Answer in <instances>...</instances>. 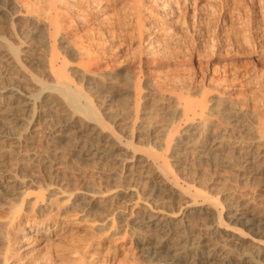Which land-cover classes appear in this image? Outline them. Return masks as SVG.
Masks as SVG:
<instances>
[{
    "label": "bare ground",
    "instance_id": "obj_1",
    "mask_svg": "<svg viewBox=\"0 0 264 264\" xmlns=\"http://www.w3.org/2000/svg\"><path fill=\"white\" fill-rule=\"evenodd\" d=\"M214 1L146 0L135 5L131 15L136 22L139 47L136 58L140 70H143L144 63L158 59L161 54L179 48L186 41L189 29L185 23L194 22L195 18L190 15L183 19L179 13L181 5L191 9L201 2L199 10H202L203 18L211 12L209 5ZM107 6L104 0H0L1 16H8L11 33L18 35L17 42H13L0 34V60L3 59L18 74L12 78L0 73V138L21 140L27 129L31 136H38L35 125L46 123L54 142L65 140L71 145L76 140L73 148L80 157H107L116 163L121 162V170L111 176L117 183L110 190L114 197L135 199V204L141 199L140 169L150 173L149 177L157 180L148 186L147 197L161 199L164 206L176 202L179 210L165 211L161 205L144 214L133 211L132 207L128 215H121V221L134 228H147L149 232L139 236V246L143 253L152 255V264H182L188 256L193 257L189 264H264V210L260 204L250 200L230 204L229 211L224 213V201L207 195L194 184L183 182L174 170V166L179 169L184 166V152L200 147L201 160L216 168L227 163L241 174H257L264 183V70L256 82L258 104L246 103L226 94L220 83L212 89L195 86L200 98L194 100L190 98L191 85L176 83L166 95L172 117L180 118L182 122L171 127L147 123L141 114L142 103L154 99L153 94L163 93L161 88L155 85L151 91H144L137 80L139 76L133 70L122 74L127 80L126 86H119L112 73L100 74L92 69L93 47L78 45L68 39L65 19L79 21L94 14H103ZM220 19H225V16ZM102 22H107L106 18H102ZM246 25L253 27L251 22H246ZM24 33L33 34L32 39L44 47L41 49L44 52L34 57L43 65L42 76L27 65V62H33L28 60L33 55L23 50L22 45L28 42ZM61 48H67L80 59L81 65L70 66L61 56ZM70 71L99 96L107 90L122 99L128 98L131 103L129 120L120 129L132 138L140 132L147 133L161 145L160 149L150 150L133 144L130 154L123 156L118 152L123 147L120 134L105 120L94 98L75 83ZM31 84L35 85L34 90L27 89L26 86ZM118 115L122 116L121 113ZM238 123L242 124L245 137L233 140L230 131ZM22 125H25L24 129H20ZM207 136L209 139L204 142ZM225 149H229L231 154H223ZM172 158L175 159L172 161ZM0 164L9 178L8 182L19 185L26 182L9 162L0 160ZM5 187L0 184V190ZM53 195L50 193L48 197L51 208ZM68 196L80 199L84 208L94 210L102 209L109 201L105 192L91 190L72 192ZM150 204L146 207L149 208ZM223 213L235 224L225 223ZM207 216H211L212 223L202 228L203 238L193 241L185 237L173 238L176 231L185 230L191 221ZM33 222V227L28 230L42 241H50L54 228L48 226L45 229L44 221L37 217ZM246 228L255 236L249 239ZM220 234L238 241L241 247H229L216 238ZM5 238L0 232V241ZM247 240L250 241L249 246L244 245ZM77 255L75 252L72 256ZM2 264H9L7 256Z\"/></svg>",
    "mask_w": 264,
    "mask_h": 264
},
{
    "label": "rangeland",
    "instance_id": "obj_2",
    "mask_svg": "<svg viewBox=\"0 0 264 264\" xmlns=\"http://www.w3.org/2000/svg\"><path fill=\"white\" fill-rule=\"evenodd\" d=\"M145 1L104 0L108 6L103 14H94L79 21L67 18L64 24L69 31L70 41L93 47L94 71L112 73L117 77L119 86H126L127 80L122 74L133 70L139 76L137 80L144 91H151L155 85L161 88L163 93L153 94L154 99L142 103L141 114L147 123L171 127L182 122L180 118L172 117L166 95L176 83L191 85L190 98L194 100L200 98L195 86L212 89L220 83L226 94L246 103H260L255 88L261 77L259 73L264 70V0H215L209 5L211 12L203 15V18L202 10H199L201 2L191 9L181 5L179 13L183 19L190 15L195 18L194 22L185 23L189 29L186 41L179 48H173L158 59L144 63L143 70H140L136 58L139 53L138 35L131 11L135 5ZM222 16L225 19H220ZM102 18H106L107 22L103 23ZM8 20V16L0 14V34L17 42L18 35L11 33ZM246 22H251L253 27L246 25ZM25 33L23 35L28 42L22 45L23 50L33 55L28 58L33 62H27V65L42 76L43 65L34 57L43 53L41 49L44 47L32 39L33 34ZM59 52L70 66L81 65V60L67 48H61ZM0 73L5 77L18 76L3 59L0 60ZM70 75L81 89L94 98L105 120L120 134L123 147L118 152L123 156L130 154L133 144L150 150L160 149L161 145L147 133L140 132L132 138L120 129L129 120L131 103L128 98L122 99L107 90L99 96L76 74L70 71ZM26 87L34 90L35 85ZM22 127L24 129L25 125L20 129ZM35 128L38 136H31L27 129L21 140L0 138V160L9 162L19 176L26 180L23 185L8 182L9 178L0 164V184L6 186L0 190V232L6 237L0 241V264L6 256L9 264H152V255L143 253L139 246V236L149 231L147 228L126 225L125 221H121V215H128L132 207L133 211L146 214L156 206H164L161 199H151V196L146 195L148 186L157 179L149 177L150 173L145 169H140L139 203L135 204V199L127 197H114L110 188L117 182L111 176L121 170V162L116 163L107 157L85 159L73 148L76 140L71 145L66 144L65 140L54 142L46 123L36 124ZM243 130L241 123L234 125L230 131L231 138H244ZM208 139V136L204 137L203 141L207 142ZM199 149H188L182 154L184 166L180 169L174 166L183 182L194 184L207 195L224 201V213L229 211L230 204L247 200L259 203L264 210V183L260 176L241 174L227 163L216 168L210 162L201 160ZM222 152L231 154L229 149ZM82 190L105 192L109 201L100 210L84 208L80 199L68 196ZM50 193H54L50 201L52 208L48 204ZM147 204H150L149 208ZM166 204L165 211L179 210L180 206L176 202ZM224 213V222L235 224L225 218ZM36 217L44 221L45 229L48 226L54 228L50 241H42L28 230L33 227ZM191 223L185 230L176 231L173 238L185 237L191 241L203 238L202 228L210 225L212 219L207 216ZM237 226L241 227L239 224ZM245 230L249 239L255 236L247 228ZM216 238L231 248L241 247L238 241L225 234ZM244 245L249 246L250 241L247 240ZM75 252L78 255L73 257ZM192 258L188 256L182 260V264H189Z\"/></svg>",
    "mask_w": 264,
    "mask_h": 264
}]
</instances>
